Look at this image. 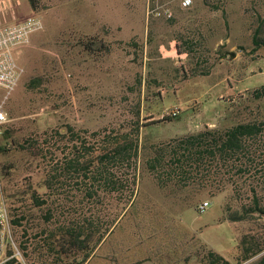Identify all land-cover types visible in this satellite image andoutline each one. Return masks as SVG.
I'll list each match as a JSON object with an SVG mask.
<instances>
[{"label":"rangeland","instance_id":"374dc122","mask_svg":"<svg viewBox=\"0 0 264 264\" xmlns=\"http://www.w3.org/2000/svg\"><path fill=\"white\" fill-rule=\"evenodd\" d=\"M38 3L40 11L32 12L28 0L0 2V27L31 16L43 23L14 53L24 74L3 104V125L13 126L19 135L62 125L88 134L121 130L132 126L138 109L140 123L148 124L141 128L143 141L152 144L205 127L232 126L240 119L232 112L242 111L252 92L264 87V49L253 50L252 44L254 30L264 24V0H192L189 7L182 0ZM93 36L101 44L90 50L79 45ZM188 38L196 41V57L201 53L199 68L209 74L183 80L180 70L195 62L177 52ZM94 84L102 87H90ZM4 94L0 90V102ZM250 107L264 116V100ZM172 112L177 116L163 121ZM22 177L16 172L13 184L23 186ZM2 185L0 180V189ZM138 193L125 216L134 200L126 203L127 195L109 197L99 207L102 227L121 218L84 264H197L203 246L236 264L245 235L264 248V218L229 220L235 209L231 203L230 210L223 209L227 194L203 199L210 205L197 213L200 203L191 200L195 195H172L150 178L140 182ZM260 203L264 205V193ZM9 232L1 258L15 246L21 256L13 264H27L20 233L11 224ZM262 256L264 251L242 264H256Z\"/></svg>","mask_w":264,"mask_h":264},{"label":"trees","instance_id":"16d2710c","mask_svg":"<svg viewBox=\"0 0 264 264\" xmlns=\"http://www.w3.org/2000/svg\"><path fill=\"white\" fill-rule=\"evenodd\" d=\"M38 1L28 0L33 12L40 11ZM262 25L254 30L253 50L264 49ZM96 44H101L96 36L79 42L88 50ZM183 44L178 54H186L188 61L195 62L189 70H180L182 79L208 75V69L199 68L202 61L200 52L196 57V41L183 39ZM261 100L264 87L255 89L249 98L251 104ZM250 103L242 111L237 108L232 112L240 119L228 128L205 127L152 144L143 141L141 128L148 124L140 123L138 109L130 128L90 134L62 125L19 135L13 126L0 125L1 195L11 226L20 233L23 259L27 264H84L121 218L115 217L102 227L99 207L109 197L120 200L127 195L126 203L134 200L125 216L145 178L172 195L185 193L188 199L195 195L191 200L196 205L205 198L227 194L223 209L230 210L229 203L234 206V215L229 218L233 222L264 218L260 203L264 179L259 181V175L264 178V116L253 111ZM176 116L169 115L163 121ZM16 172L23 174V186L13 184ZM248 238L240 239L242 248L236 264L264 251ZM13 251L8 249L6 256L12 257ZM198 258L197 264H232L204 246ZM14 262L13 257L5 264ZM256 264H264V256Z\"/></svg>","mask_w":264,"mask_h":264},{"label":"built area","instance_id":"2783aa9c","mask_svg":"<svg viewBox=\"0 0 264 264\" xmlns=\"http://www.w3.org/2000/svg\"><path fill=\"white\" fill-rule=\"evenodd\" d=\"M191 4L192 0H182L183 7H189ZM166 14L168 15L169 12L165 11ZM42 29L41 19L35 16L28 17L17 25L0 27V90L5 93L0 102V125L6 122V114L3 110L4 101L18 85L24 74V69L17 63L14 53L29 42L31 34ZM176 114L177 112L171 113L173 116ZM209 205V202H203L197 206L196 210L198 213H203ZM9 231L10 217L0 191V264H5L15 256H21L19 250L13 246L14 255L10 258H1L2 242L10 235Z\"/></svg>","mask_w":264,"mask_h":264},{"label":"crops","instance_id":"0c3cea01","mask_svg":"<svg viewBox=\"0 0 264 264\" xmlns=\"http://www.w3.org/2000/svg\"><path fill=\"white\" fill-rule=\"evenodd\" d=\"M3 1H5V0H0V2H3ZM29 9H30V7H29ZM31 10V9H30ZM32 11V10H31ZM33 12V11H32ZM22 21H20L19 23H21ZM19 23H17V24H19ZM16 25V24H15ZM90 87H102V86H99L98 84H94V85H91Z\"/></svg>","mask_w":264,"mask_h":264},{"label":"water","instance_id":"95a60500","mask_svg":"<svg viewBox=\"0 0 264 264\" xmlns=\"http://www.w3.org/2000/svg\"><path fill=\"white\" fill-rule=\"evenodd\" d=\"M225 56H223V58H224ZM228 57H229V59H232L233 57H234V53H228Z\"/></svg>","mask_w":264,"mask_h":264}]
</instances>
